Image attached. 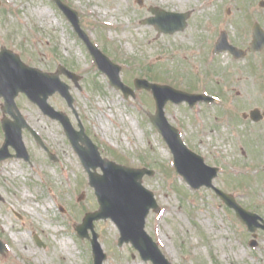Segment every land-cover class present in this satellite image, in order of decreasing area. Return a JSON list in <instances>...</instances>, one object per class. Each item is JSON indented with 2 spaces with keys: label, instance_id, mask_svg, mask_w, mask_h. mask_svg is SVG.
Returning a JSON list of instances; mask_svg holds the SVG:
<instances>
[{
  "label": "rangeland",
  "instance_id": "374dc122",
  "mask_svg": "<svg viewBox=\"0 0 264 264\" xmlns=\"http://www.w3.org/2000/svg\"><path fill=\"white\" fill-rule=\"evenodd\" d=\"M259 1L143 0L139 6L136 0H62L79 14L83 30L97 48L120 66L124 84L133 88L134 78L148 77L192 93L210 84L213 74L222 70L219 67L232 65L224 52L211 55V42L216 41L213 34L226 27L228 39L246 46L250 27L257 22L264 28V8L258 6ZM151 6L189 11L186 29L163 35L153 26L141 24L143 18L151 16ZM246 24L249 27L240 29ZM2 46L19 54L30 66L54 71L61 64L77 74L78 88L67 81L75 113L101 155L127 167L154 171L152 176H144L142 183L154 194L161 210L149 212L145 230L172 264H264V231L257 230L256 245L249 246L252 236L233 210L213 191L205 187L193 190L185 184L173 169L168 147L148 120L147 112H154L151 93L138 90L134 98H125L112 88L52 0H0ZM261 58L264 63V55ZM244 59H239L244 65L259 62V58ZM257 91L255 98L245 92V109L253 105L264 108L263 83ZM15 100L20 113L57 160L48 159L35 140L24 134L32 159L0 164V236L9 245L6 254L0 256V264H93L89 242L78 238L74 229L85 212L98 208L88 176L66 143L60 124L45 117L25 97ZM49 102L66 113L76 127L75 114L58 95ZM198 109L179 110L168 102L165 114L171 124L181 128L183 139L193 141L208 166L223 170L213 184L264 218V126L243 121L239 127L231 124L211 129L210 114ZM2 143L0 138V146ZM25 189L32 201L30 207L35 209L31 215L22 211L27 204L21 200ZM38 195L46 199L45 211L38 208ZM37 225L61 226L65 239L72 242L71 255L54 258V241L61 233L53 236L51 230L40 231ZM94 225L106 254L102 264H151L142 261L130 244L117 245L118 230L110 220ZM34 236L42 239L44 248L33 244Z\"/></svg>",
  "mask_w": 264,
  "mask_h": 264
},
{
  "label": "water",
  "instance_id": "95a60500",
  "mask_svg": "<svg viewBox=\"0 0 264 264\" xmlns=\"http://www.w3.org/2000/svg\"><path fill=\"white\" fill-rule=\"evenodd\" d=\"M137 1L140 4L142 2V0ZM54 2L86 45L97 68L107 75L109 84L115 89H120L125 97H128L129 94L134 96L133 90L123 84L119 78L120 67L102 54L82 30L77 12L60 0H54ZM260 5L263 6L264 2H261ZM150 10L155 14V17L144 22L154 24L158 32L173 33L185 28L188 13H168L159 9ZM253 32L252 47L253 49H261L264 44V33L257 25H255ZM224 49L231 48L226 44L225 35L221 34L213 52L216 53ZM69 76L77 84L78 77L71 72H69ZM134 84L135 88H144L153 94L156 105L155 113L148 114V117L169 147L176 171L193 189L202 185L213 187L211 181L216 175L217 169L204 165L202 158L194 155L185 147L179 132L168 123L163 111L168 100L172 102L188 100L190 103H194L202 97L182 93L168 86L152 84L144 79H135ZM19 92L24 93L45 115L60 122L65 135L88 173L89 185L94 189L99 208L94 212L86 213L76 230L81 238L87 237L90 240L94 264H102L105 254L97 240L98 235L93 231V221L108 218L119 229V245L130 242L138 250L144 261L150 260L153 264H171L161 253L157 244L144 231L145 217L149 210L151 208L155 211L159 209L153 193L142 186L143 175H152L153 171L146 168H129L103 158L98 147L85 134L80 123H78L79 130H75L64 113L56 111L47 103L48 96L58 92L66 100L69 107L73 109V97L69 92V86L60 82L58 73L51 75L29 67L21 62L18 55L5 48L0 50V96L4 99L2 109L10 114L15 110L17 116H15L13 123L2 120L5 142L0 149V160L4 158V151L9 143H13L21 155L25 152L20 134L21 128L26 124L14 101ZM34 135L37 142L41 143L37 134L34 133ZM97 168H100L102 174L96 173ZM214 189L221 199L235 210L236 216L247 226L249 231L253 232L257 227L264 229L263 219L245 211L234 201L231 195ZM257 220H261L263 225L258 224ZM88 229L92 231L91 238L87 234ZM250 245L254 246L255 241H251ZM2 250L3 245L0 242V251Z\"/></svg>",
  "mask_w": 264,
  "mask_h": 264
},
{
  "label": "flooded vegetation",
  "instance_id": "af4514ba",
  "mask_svg": "<svg viewBox=\"0 0 264 264\" xmlns=\"http://www.w3.org/2000/svg\"><path fill=\"white\" fill-rule=\"evenodd\" d=\"M188 20L190 19L188 18ZM188 20H187V24H188ZM247 26L249 27V24L242 26V28L240 29L245 30ZM221 31L225 33L228 45L236 47L238 49L236 56L233 55L230 49H226L224 51V53L228 55V58H229L228 63H231L232 65L228 67H219L222 70L220 72H217L216 74H213V77H212L215 82L211 79L210 84L205 83V85L199 89L198 93L207 95V98L204 101H198L194 105H190L187 102H181L176 106L179 108V110L187 108L189 112H191L196 107L199 108L197 111H200V110L204 112L207 111V113L210 114L208 119H209V126L212 127L211 129H219L224 125L229 126L231 124L233 126L236 125L237 127H239L243 125L244 122L246 124H252V125H259L260 123H262V126H264V108L258 105H253L245 109L244 108L245 99H243L246 91L251 98H255L258 92L257 91L258 85L260 83L264 84V63L261 58V56L264 55V47L260 51L259 50L253 51L251 49L250 45H251L252 38H253L252 27H250V36L246 37L247 39L246 46L242 45V43H235V41L228 39L226 27L224 30H221ZM219 33H216V35L213 34L212 38L214 36L219 35ZM238 35H241V33H239ZM213 43L214 42H211L212 47H213ZM237 56H241V57L237 58ZM247 57H250L253 59L259 58V62L255 63L252 61H248L247 65L240 63L239 59H242V58L246 59ZM237 64L238 66H236ZM241 64H243L244 66H241ZM47 71L50 73L53 72V70H47ZM59 78L61 81L65 83H68L67 81H70L69 76L65 71H61ZM246 86L252 89L251 93L248 92V89L246 88ZM180 88L181 87H179L178 89ZM185 88H189V85H186ZM21 95L22 94H19L18 96H21ZM54 95H58V94H54ZM54 95H51L48 101ZM2 104H3V99L2 97H0V138H2V141L4 142V132H3L2 125H1V121L5 119L8 122H12L14 118H13V115L3 112ZM236 113H238V115ZM26 123L28 124L27 120H26ZM29 126L32 127V125H29ZM177 128L181 132V128L180 127H177ZM24 134L34 139L33 134L27 127H24L21 129L22 139L24 137ZM182 138H184L183 134H182ZM183 140L185 141L186 145L192 151L200 154V152L196 150L195 146L193 145V141L191 139L190 140L183 139ZM66 143L69 144V141L67 138H66ZM38 146L40 147L44 155L50 159L48 155V152H49L48 146L45 145L46 147H43L39 144ZM25 147H26V155L28 159H25L24 157H19L18 152L16 151V148L13 145V143H9L6 147V152H5L6 154L3 155L4 159L0 161V164L8 160H12V159L23 161V162H29L32 159L33 155L26 145ZM220 172L222 174L223 170L219 171L218 175L220 174ZM0 200H2V198H0ZM0 241L5 246L3 251L0 252V256L3 257L6 254L9 245L4 237L0 236ZM32 242L38 248L45 247V243L42 241V239L38 238L37 236L32 237Z\"/></svg>",
  "mask_w": 264,
  "mask_h": 264
},
{
  "label": "bare ground",
  "instance_id": "6f19581e",
  "mask_svg": "<svg viewBox=\"0 0 264 264\" xmlns=\"http://www.w3.org/2000/svg\"><path fill=\"white\" fill-rule=\"evenodd\" d=\"M28 197H29L28 190L25 189L21 194V200L27 202V204L24 205V207L22 208V211L25 212L26 214L31 215V213L34 212L35 209L30 207V204L32 203V201L29 200ZM37 199L40 200V206H38V208L45 211L43 209V205L46 204V199L44 197H40L39 195L37 196ZM37 227L39 228L40 231H43L44 229L51 230V232L53 233V236L57 233H61V237L54 241V247L52 249V254L54 258H57L58 255H69V256L71 255V249L69 247V244H71L72 242L70 240L67 241L65 239L64 234H63V228L61 226L60 227L54 226L52 228L50 227L41 228L39 225H37ZM26 252L27 251H25V253Z\"/></svg>",
  "mask_w": 264,
  "mask_h": 264
}]
</instances>
